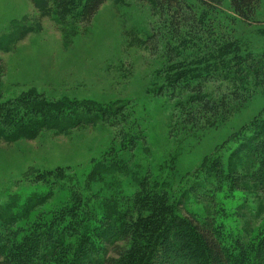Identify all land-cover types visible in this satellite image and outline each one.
Here are the masks:
<instances>
[{"label": "rangeland", "instance_id": "1", "mask_svg": "<svg viewBox=\"0 0 264 264\" xmlns=\"http://www.w3.org/2000/svg\"><path fill=\"white\" fill-rule=\"evenodd\" d=\"M88 3L0 0V239L10 255L34 230L65 229L66 210H123L146 193L174 215L211 219L230 262L238 240L246 260L264 254V163L246 152L263 132L264 155V0L251 23L230 0H106L92 16ZM42 120L50 128L15 138ZM75 241L66 231L59 254L71 257Z\"/></svg>", "mask_w": 264, "mask_h": 264}, {"label": "trees", "instance_id": "2", "mask_svg": "<svg viewBox=\"0 0 264 264\" xmlns=\"http://www.w3.org/2000/svg\"><path fill=\"white\" fill-rule=\"evenodd\" d=\"M105 1L89 0L88 16L95 14ZM220 1L205 0L212 4H219ZM168 2L172 3L173 0ZM259 6L260 0H230L232 13L244 23L254 21ZM234 99L238 100L237 107L244 103V98H240L237 92ZM45 127L50 128V125L44 120L26 123L17 128L15 138L32 140ZM262 133L256 135L257 139L249 140L246 150L248 154L256 156L260 163H264L259 141ZM144 195L138 194L132 200H125L126 203H119L125 207L123 210H118L115 203H108L101 212L89 214L86 210L82 211L81 216L73 209L66 210L70 222L65 229L51 234L34 230L20 243L13 240V255H10L8 242L0 239L4 242L0 245V264H264V254L258 250L253 252L254 258L246 260L243 256L249 252L244 251L240 240L235 245L240 254L236 256L231 253L235 261L230 262L219 238L220 233L211 219L200 220L189 215L182 218L172 214V209H166L163 197L149 193ZM145 201L149 203L145 204ZM29 204L36 207L41 200L34 199ZM143 207L149 211L146 215L140 214ZM166 210L169 211L167 215ZM5 223L9 224V221ZM66 231L76 237L71 257L59 254ZM7 240L10 242L9 238Z\"/></svg>", "mask_w": 264, "mask_h": 264}]
</instances>
